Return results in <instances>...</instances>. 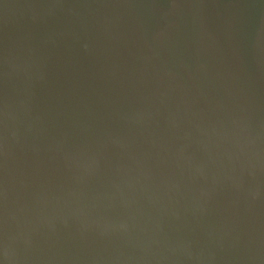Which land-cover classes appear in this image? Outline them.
<instances>
[{
    "label": "water",
    "instance_id": "95a60500",
    "mask_svg": "<svg viewBox=\"0 0 264 264\" xmlns=\"http://www.w3.org/2000/svg\"><path fill=\"white\" fill-rule=\"evenodd\" d=\"M0 264H264V0H0Z\"/></svg>",
    "mask_w": 264,
    "mask_h": 264
}]
</instances>
